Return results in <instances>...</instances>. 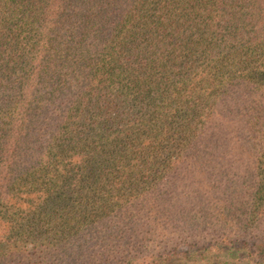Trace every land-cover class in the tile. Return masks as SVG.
Instances as JSON below:
<instances>
[{"label":"trees","instance_id":"obj_1","mask_svg":"<svg viewBox=\"0 0 264 264\" xmlns=\"http://www.w3.org/2000/svg\"><path fill=\"white\" fill-rule=\"evenodd\" d=\"M264 264V0H0V264Z\"/></svg>","mask_w":264,"mask_h":264},{"label":"rangeland","instance_id":"obj_2","mask_svg":"<svg viewBox=\"0 0 264 264\" xmlns=\"http://www.w3.org/2000/svg\"><path fill=\"white\" fill-rule=\"evenodd\" d=\"M172 264H184V262H180V263H178V262H174V263H172Z\"/></svg>","mask_w":264,"mask_h":264}]
</instances>
